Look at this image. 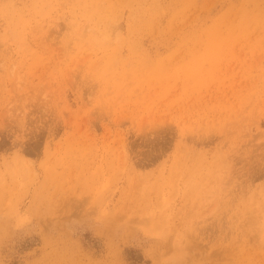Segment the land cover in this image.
I'll return each mask as SVG.
<instances>
[{"label":"rangeland","instance_id":"1","mask_svg":"<svg viewBox=\"0 0 264 264\" xmlns=\"http://www.w3.org/2000/svg\"><path fill=\"white\" fill-rule=\"evenodd\" d=\"M0 264H264V0H0Z\"/></svg>","mask_w":264,"mask_h":264}]
</instances>
